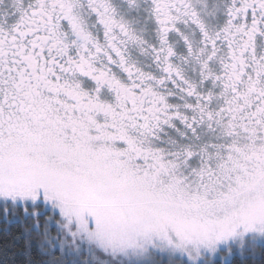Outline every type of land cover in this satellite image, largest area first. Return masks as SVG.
<instances>
[{"label": "snow or ice", "instance_id": "obj_1", "mask_svg": "<svg viewBox=\"0 0 264 264\" xmlns=\"http://www.w3.org/2000/svg\"><path fill=\"white\" fill-rule=\"evenodd\" d=\"M0 264H264V0H0Z\"/></svg>", "mask_w": 264, "mask_h": 264}]
</instances>
